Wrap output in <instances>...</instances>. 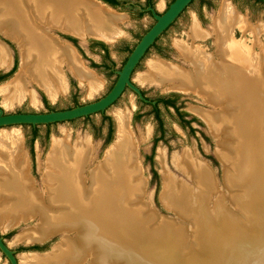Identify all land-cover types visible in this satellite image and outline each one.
<instances>
[{"label": "bare ground", "instance_id": "bare-ground-1", "mask_svg": "<svg viewBox=\"0 0 264 264\" xmlns=\"http://www.w3.org/2000/svg\"><path fill=\"white\" fill-rule=\"evenodd\" d=\"M111 9L98 0H0V29L23 41L19 46L23 72L50 97L66 90L60 70L64 62L96 92L102 85L75 50L35 23L43 20L81 37L91 34L111 41L120 36L117 24L122 21ZM236 27L248 28L224 3L213 29L218 61L199 46L176 42L194 72L155 62L150 73L140 77L142 84L173 83L172 88L195 93L221 109L198 113L211 132L229 138L218 153L231 194H224L211 169L194 163L190 155L175 158L174 163L189 172L197 189L164 173L161 201L192 219V242L185 225L159 218L157 210L144 202L140 143L121 111L116 115V139L100 161L89 139L74 144L68 138L54 141L44 193L30 178L20 133H0V224L12 228L37 219L35 228L18 239L29 242L47 240L61 231L76 233L48 254L25 255L24 264H264V51L255 53L235 40ZM254 34L253 45L259 47ZM209 36L194 22V40ZM8 60L9 53L0 44V66ZM0 91L10 95L9 106L23 99L26 85L21 77ZM191 250L204 255L180 257ZM181 258L188 261L182 263Z\"/></svg>", "mask_w": 264, "mask_h": 264}, {"label": "rangeland", "instance_id": "rangeland-1", "mask_svg": "<svg viewBox=\"0 0 264 264\" xmlns=\"http://www.w3.org/2000/svg\"><path fill=\"white\" fill-rule=\"evenodd\" d=\"M119 6L110 8L114 13L122 17V21L117 24L120 36L112 42H108L109 56L106 58L98 42H104L101 37L97 38L91 34L81 37L69 32V30L55 25L51 27L45 21H36L35 27L40 29L65 44H70L77 52L79 59L84 66L92 71L95 78L102 85L96 92L90 91L88 85L82 84L69 70L67 63L60 65V70L64 72L67 88L64 92L52 98L48 93L27 75L22 69V57L18 38L11 36L9 31L0 29V44L8 48L11 58L17 60V67L8 75L9 68L0 66V75H4L0 80V90L4 87L10 88V83L22 77L27 80L28 93H36L37 101L34 102L30 96L22 101H12V105H6L9 98L8 92L2 94L0 91V110L3 114L11 113H42L49 111L69 110L77 106L93 103L106 96L116 84L119 72L122 70L126 60L132 50L136 47L140 39L155 24L156 19L150 9L157 15L164 13L174 0H118ZM224 3H229L232 10L248 28L236 27L233 30L235 40L244 42L253 48L255 53L264 51V3L257 0H193L178 18L163 32L157 39L155 45L151 47L145 57L137 65L132 74L131 84L140 90L137 92L132 87H127L121 97L104 112L89 115L88 118L81 117L73 120L49 123V124H17L0 128L1 132L16 131L20 133L22 148L28 160L30 178L34 181L38 192L44 193V174L48 171V161L55 140L68 138L70 144L79 140H86L92 144L93 155L96 160H102L108 149L113 145L117 134L118 113L127 115L133 133L139 141V162L141 176L145 183L144 202L150 205L159 218L169 219L186 226L190 235L189 241L193 237V221L191 218L181 217L176 210L162 203L161 194L164 188V173L168 171L179 182H185L190 187L197 189L198 185L193 182L189 172L182 170L181 166L174 163L175 158H185L186 155L192 157L196 164H205L213 172L217 187L226 193L229 188L226 186L224 178L223 160L218 153L223 149L224 141L228 137L218 136L211 132L208 123L199 115V111L219 113L220 108L208 105L195 93H186L177 90L175 84L171 88L157 84H142L140 77L150 73V65L155 62L168 63L187 72H194L192 65L181 56L176 42L185 43L188 46L201 47L206 53L213 55L218 61L217 43L214 35V24L221 15ZM109 8V7H108ZM194 22H198L201 29L210 33V36L203 40H194L191 37V28ZM65 31V32H64ZM68 32V33H67ZM258 34L259 47L254 46L255 34ZM69 38H73L70 41ZM108 41V40H106ZM23 42V41H22ZM1 44V45H2ZM9 61V60H8ZM8 64V63H7ZM7 72V73H6ZM62 72V73H63ZM23 74V76H21ZM24 77V78H23ZM29 77V76H28ZM25 84V83H24ZM156 85V86H155ZM174 89V90H172ZM163 96H172L176 99V105L180 112L185 113L184 120L190 124H184L183 119L175 109H166L163 104H159L160 117L164 123V133L159 127V122L153 112V105ZM35 98V96H34ZM44 99L49 106H46ZM108 117L110 119H108ZM130 117V118H129ZM112 133L109 134V130ZM210 128V130H209ZM36 131L37 134L34 135ZM214 134V135H213ZM145 136V137H144ZM161 138L157 143V139ZM218 153V154H217ZM153 157L151 159V156ZM163 154V156H162ZM219 156V157H218ZM163 158V161L161 160ZM94 167V163L90 168ZM154 171L158 176L154 177ZM192 188V189H193ZM168 208H166L165 207ZM37 219H29L21 222L17 226L5 227L0 224V238L2 243L13 254L16 264H24L22 259L27 254H48L67 237H74V233L65 231L54 233L53 236L44 241L18 240L29 229L35 228ZM253 231V230H252ZM44 242V243H43ZM191 254H187L190 253ZM185 252L182 256L185 259L204 254H195V250ZM194 251V252H193ZM191 255V256H190ZM208 255V254H207ZM256 258V257H255ZM254 258V259H255ZM182 259V258H181ZM253 260V258H252ZM182 263L188 260H181ZM91 264L90 261L84 262ZM83 263V264H84ZM0 264H12L9 256L0 248Z\"/></svg>", "mask_w": 264, "mask_h": 264}, {"label": "water", "instance_id": "water-1", "mask_svg": "<svg viewBox=\"0 0 264 264\" xmlns=\"http://www.w3.org/2000/svg\"><path fill=\"white\" fill-rule=\"evenodd\" d=\"M102 4L113 8L103 0H98ZM193 0H174L169 8L157 15L153 9L155 24L146 32V34L140 39L136 47L131 52L122 70L119 72V77L112 88V90L103 98L86 105L77 106L69 110L62 111H49L42 113H11L3 114L0 110V128L17 125V124H49L62 121L73 120L81 117H86L95 113L104 112L111 107L123 94L127 87H132L137 92L140 90L134 87L132 82V74L144 57L148 49L155 43V41L162 35V33L178 18V16L187 8V6ZM264 2V0H261ZM0 248L7 254L12 262L15 263L12 252L5 247L0 238Z\"/></svg>", "mask_w": 264, "mask_h": 264}, {"label": "flooded vegetation", "instance_id": "flooded-vegetation-1", "mask_svg": "<svg viewBox=\"0 0 264 264\" xmlns=\"http://www.w3.org/2000/svg\"><path fill=\"white\" fill-rule=\"evenodd\" d=\"M105 2V1H104ZM110 5V4H109ZM113 7V6H112ZM113 8H115V7H113ZM65 32V31H64ZM68 33V32H67ZM163 34V33H162ZM57 40H58V38H56ZM70 39V41H72V42H74L73 41V38H69ZM100 39H102V38H100ZM104 42L102 43V42H98L97 44L101 47V49H102V52H103V54H104V56L107 58L108 56H109V52H108V47H107V44L106 43H108V42H112V41H106V40H104V39H102ZM59 41V40H58ZM157 41V40H156ZM155 41V42H156ZM60 42V41H59ZM2 44V43H1ZM60 44H62V45H65V46H68L69 48H71L72 50H75L70 44H65V43H62V42H60ZM109 44V43H108ZM3 45V44H2ZM104 47H103V46ZM153 45H155V43L153 44ZM152 45V46H153ZM4 46V45H3ZM151 46V47H152ZM5 47V46H4ZM151 47L148 49V51L151 49ZM6 49H7V51H8V53H9V50H8V48L7 47H5ZM133 51V50H132ZM148 51L146 52V54L148 53ZM75 52H76V50H75ZM77 53V52H76ZM131 54V53H130ZM145 54V55H146ZM145 55H144V57H145ZM130 56V55H129ZM128 56V57H129ZM143 57V58H144ZM142 58V59H143ZM128 59V58H127ZM141 59V60H142ZM127 61V60H126ZM166 64H168V63H166ZM4 67V66H3ZM5 67H8L9 68V70H8V73L6 74V75H8L10 72H13L15 69H16V67H17V60L16 59H13V58H11V55H10V53H9V61H8V64L5 66ZM67 67L69 68V66H68V64H67ZM193 67V66H192ZM69 70H70V68H69ZM71 71V70H70ZM185 71V70H184ZM63 72V71H62ZM71 73L80 81V79L71 71ZM134 73V72H133ZM3 76L4 75H0V80L3 78ZM25 77H27V78H30V77H28V75H24ZM63 77H64V83H65V88H67V86H66V79H65V76H64V72H63ZM24 78V77H23ZM31 80H32V78H30ZM24 83H25V85L27 86V80H25V78H24ZM156 86V85H155ZM166 86H169V88H171V84H167ZM42 88V87H41ZM43 89V88H42ZM172 90H174V89H172ZM42 91H45L44 89L42 90ZM46 92V91H45ZM62 92V91H61ZM61 92H59V93H61ZM64 92V91H63ZM47 93V92H46ZM58 93V94H59ZM2 94H4V93H2ZM27 96H30L31 98H33L34 96H35V102L37 101V95H36V93H28V91H27V88H26V92H25V94H24V97H23V99H25ZM163 97H166V98H169L170 96H163ZM23 99H21V101L23 100ZM160 99V98H159ZM159 99L156 101V103L155 104H152L153 105V110H154V106L155 105H157L158 106V109H160L159 108V104H163L162 102H159ZM44 103L46 104V106H49V104H48V102H47V100H45L44 99ZM163 106H164V104H163ZM165 107V106H164ZM166 109H170V108H172V107H165ZM174 109V108H173Z\"/></svg>", "mask_w": 264, "mask_h": 264}, {"label": "trees", "instance_id": "trees-1", "mask_svg": "<svg viewBox=\"0 0 264 264\" xmlns=\"http://www.w3.org/2000/svg\"><path fill=\"white\" fill-rule=\"evenodd\" d=\"M103 1H105L106 3H108V4H110L111 6H113V7H117V6H119V1L118 0H103ZM258 2H262V3H264L263 1H261V0H257ZM147 2H148V4H151V0H147ZM103 46V45H102ZM104 47V46H103ZM159 102H162L163 104H164V106L165 107H172V108H174L175 110H176V112L178 113V115L183 119V123L184 124H190L191 122L190 121H187V120H184V117H185V113H182V112H180V108L179 107H177V105H176V99L175 98H173L172 96H170L169 98H166V97H161L160 99H159ZM153 112L155 113V115H156V118H157V120H158V122H159V127H160V130L162 131V134L164 133V128H163V125H164V123H163V121H162V119H161V117H160V111H159V109H158V106L157 105H155L154 106V110H153ZM89 116H86V118H88ZM108 119H110L109 117H108ZM112 133V130H111V128H110V130H109V134H111ZM35 134H37L36 133V131L34 132V135ZM161 140V138H159V139H157L155 142L157 143L158 141H160ZM152 157H153V154H152V156H151V159H152ZM158 176V174H157V172H155L154 171V177H157Z\"/></svg>", "mask_w": 264, "mask_h": 264}]
</instances>
